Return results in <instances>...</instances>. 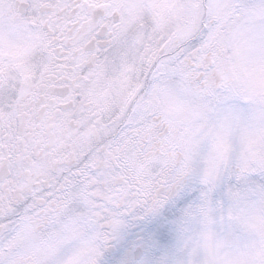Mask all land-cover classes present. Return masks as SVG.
I'll return each mask as SVG.
<instances>
[{
	"label": "snow or ice",
	"instance_id": "obj_1",
	"mask_svg": "<svg viewBox=\"0 0 264 264\" xmlns=\"http://www.w3.org/2000/svg\"><path fill=\"white\" fill-rule=\"evenodd\" d=\"M0 264H264V0H0Z\"/></svg>",
	"mask_w": 264,
	"mask_h": 264
}]
</instances>
